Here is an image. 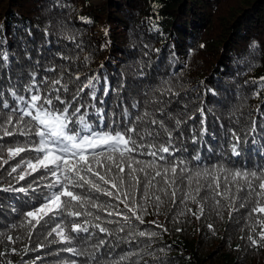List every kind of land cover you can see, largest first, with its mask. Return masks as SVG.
I'll use <instances>...</instances> for the list:
<instances>
[{
    "label": "trees",
    "instance_id": "trees-1",
    "mask_svg": "<svg viewBox=\"0 0 264 264\" xmlns=\"http://www.w3.org/2000/svg\"><path fill=\"white\" fill-rule=\"evenodd\" d=\"M53 4L57 5L52 10ZM106 19L109 21L105 22ZM116 25H119L117 29ZM98 26H102L100 30H96ZM121 31H124L122 36ZM62 32L74 35L75 41L65 39ZM214 36L217 39L211 42ZM0 52L8 56L7 61L0 58V85L5 89L26 82L33 71L43 74L37 64L43 67L63 64L79 72L81 80L98 75L97 97L105 103H95L107 113L106 121L114 118L112 113L120 111L117 107L120 100L113 89L119 91L127 105L141 99L146 89L162 80H170L180 95L164 98L172 101L167 105L168 110L197 117L195 122L182 126L189 152L199 148L201 154L207 156L209 150L219 153L223 149L227 154L225 130L234 128L242 140L248 141L240 146L241 157L234 159L252 157L253 162H264V157L258 155L264 144L261 139L264 131L257 135L255 145L243 132L251 117L260 121L256 116L258 107L264 113V90L259 97H254L257 85L252 83L264 77V0H59V3L57 0H0ZM57 52L70 59L61 60ZM105 78L109 86L106 97L103 95ZM244 85L247 89L242 88ZM5 96L11 103L7 92ZM198 108L204 109L208 131L193 145L189 129L194 125L199 135ZM90 113L94 119V109H90ZM12 139L5 138V141ZM12 164L4 168L9 169ZM3 175L0 189L8 187L9 183L16 188L28 186L24 181L16 183L6 171ZM26 180L30 183L33 177ZM37 201L38 192L31 195L0 191V231L5 230V225L17 223L20 214ZM192 207L195 210V206ZM175 213L176 209L165 203L159 216L144 217L146 223L140 227L158 233L150 247L147 237H138L132 244H121L111 250V255L108 248L101 249L97 258L116 259L122 252L139 251L141 264L145 261L147 264H264V248H252L240 238L248 233L246 229L241 231L244 221L239 213L229 220L227 211L221 218L206 208L199 220L189 215L178 221ZM153 219L168 231L147 223ZM209 223L215 234L208 229ZM177 228L181 231H176ZM43 230L46 229L38 226L31 239L23 229L12 231L13 236H23L22 244L18 241L9 245L18 251H9L0 257V264L8 261L12 264H67L69 260L84 264L85 257L72 256L61 249L72 246L92 251L90 245L96 242L93 238L85 243L82 237L86 234H80L81 238L71 245L47 243ZM52 238L58 239L55 234ZM4 250L5 245L0 243V251Z\"/></svg>",
    "mask_w": 264,
    "mask_h": 264
},
{
    "label": "snow or ice",
    "instance_id": "snow-or-ice-1",
    "mask_svg": "<svg viewBox=\"0 0 264 264\" xmlns=\"http://www.w3.org/2000/svg\"><path fill=\"white\" fill-rule=\"evenodd\" d=\"M62 34L65 39L75 41L74 35ZM56 55L61 60L70 59L59 52ZM0 58L8 60L4 52H0ZM36 67L43 74L33 71L26 82L7 89L0 85V170L6 171L16 183L33 177L27 187L16 188L9 183L0 191H40L37 203L21 213L17 223L5 225V230L0 231V243L5 245L0 257L18 251L9 245L21 241L23 236H13L12 231L23 229L31 239L38 226L52 225L47 236L55 234L58 239L50 243L71 245L81 238L80 234H86L82 237L85 243L95 238L96 242L90 245L92 251L72 246L61 249L72 256L85 257L84 264H141L139 251L122 252L118 258L109 260L98 259L97 253L108 248L111 255V250L121 244H132L138 237H147L150 247L158 233L140 225L146 223L145 216H159L165 203L176 209L177 221L189 215L199 220L206 208L221 218L227 211L229 220L239 213L244 221L241 231L246 229L248 233L240 238L252 248H264V162H253L252 157L234 159L241 157L240 146L248 142L242 140L236 129L225 130L227 154L223 149L219 153L209 150L207 156L199 148L189 152L182 126L195 122L197 117L168 110L172 101L164 98L180 95L170 80L146 89L141 99L127 105L119 91L113 89L120 100L117 105L120 111L112 113L114 118L106 121L107 113L95 103H105L97 97L98 75L81 80L79 72L63 64ZM252 83L257 85L253 96L259 97L264 90V77ZM103 95H109L106 78ZM90 109H94V119ZM196 111L201 127L197 135L195 126H190L193 145L208 131L204 109ZM256 116L260 121L251 117L250 124L243 129L253 145L257 135L264 131L261 122L264 113L259 107ZM5 138L13 139L5 141ZM258 155L264 157V144ZM14 160L17 162L9 169L4 168ZM147 223L168 231L155 219ZM207 227L215 234L211 223ZM24 250H28L27 246ZM67 264L78 261L69 260Z\"/></svg>",
    "mask_w": 264,
    "mask_h": 264
},
{
    "label": "rangeland",
    "instance_id": "rangeland-1",
    "mask_svg": "<svg viewBox=\"0 0 264 264\" xmlns=\"http://www.w3.org/2000/svg\"><path fill=\"white\" fill-rule=\"evenodd\" d=\"M103 1V0H102ZM100 2V1H99ZM93 4L94 5H97L95 2H93ZM54 5V7L52 8V10L53 9H55V7H56V5L57 4H53ZM45 10V12H49V11H46V9H44ZM105 22H108L109 21V19H106V20H104ZM102 26H98L97 28H96V30H100V28H101ZM117 27H119V25H116V29H117ZM124 34V31H121V33L119 34L120 36H122ZM114 35V34H113ZM204 37V36H203ZM129 38H130V36H129ZM215 39V36L212 38V40H211V42H213V40ZM217 39V38H216ZM215 39V40H216ZM127 47L128 48H130V44L129 45H127ZM112 53V52H111ZM115 62H119V61H115ZM243 89H247V87H245V85L242 87ZM20 158L18 157L17 158V160H19ZM17 161H10L9 163H13V164H15ZM4 170H0V181H2V177L4 176L3 174H4ZM34 176L35 175H38V174H33ZM30 177V176H29ZM32 177V176H31ZM11 178V177H10ZM23 184H25V185H27V184H29V181L28 180H24V183ZM38 192V197H39V195H40V191L38 190L37 191ZM28 194H31L32 195V191L31 190H29L28 192H27ZM234 217H236V216H234ZM236 228H238V227H236ZM45 229L46 230H43V232H44V236L47 238V240L45 241V242H49V241H51L53 238V236H51L50 238H49V236H47V231L50 229V225L49 226H47V227H45ZM19 231V230H18ZM23 234H25V233H23ZM19 244H22V240L21 241H19ZM38 253H40V251L39 252H37V254Z\"/></svg>",
    "mask_w": 264,
    "mask_h": 264
}]
</instances>
